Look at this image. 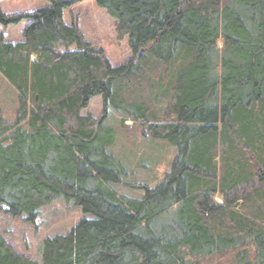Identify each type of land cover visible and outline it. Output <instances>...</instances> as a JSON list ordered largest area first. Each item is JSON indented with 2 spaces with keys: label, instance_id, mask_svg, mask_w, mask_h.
Masks as SVG:
<instances>
[{
  "label": "trees",
  "instance_id": "1",
  "mask_svg": "<svg viewBox=\"0 0 264 264\" xmlns=\"http://www.w3.org/2000/svg\"><path fill=\"white\" fill-rule=\"evenodd\" d=\"M42 1L0 15L26 21L0 40V207L33 223L61 199L91 217L38 259L0 234V264H264V0H94L127 39L117 65L66 24L84 0ZM108 110L175 151L159 184H129L139 198L113 189L128 173Z\"/></svg>",
  "mask_w": 264,
  "mask_h": 264
},
{
  "label": "rangeland",
  "instance_id": "2",
  "mask_svg": "<svg viewBox=\"0 0 264 264\" xmlns=\"http://www.w3.org/2000/svg\"><path fill=\"white\" fill-rule=\"evenodd\" d=\"M47 5L48 3L42 0H0V15H24ZM63 17L66 24H70L72 20L76 21L85 40L100 47L110 64H121L131 58L127 39L117 41L113 20L94 0L77 2L69 11L64 12ZM25 24V20L5 24L0 18V40L12 44L21 41ZM13 102V89L0 76V103L10 108ZM87 110L94 117H98L103 110L101 99H92ZM121 118L120 113L108 110V125L114 127L117 133L108 151L124 163L128 173L123 183L113 186V189L118 193L139 198L143 196V192L133 190L129 184L138 182L151 187L159 184L171 169L175 151L168 143L153 140L134 131L130 121L125 123L128 129H119L117 126ZM216 201L221 204L220 198H216ZM4 209V206L0 207V234L33 259L39 258V247L43 238L69 232L81 220L91 217L80 207L72 203L66 204L61 199H56L42 208L33 223L26 221L24 216L12 217L5 213Z\"/></svg>",
  "mask_w": 264,
  "mask_h": 264
},
{
  "label": "water",
  "instance_id": "3",
  "mask_svg": "<svg viewBox=\"0 0 264 264\" xmlns=\"http://www.w3.org/2000/svg\"><path fill=\"white\" fill-rule=\"evenodd\" d=\"M216 166V161L214 162V167Z\"/></svg>",
  "mask_w": 264,
  "mask_h": 264
}]
</instances>
